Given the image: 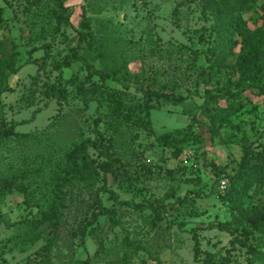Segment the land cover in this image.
Wrapping results in <instances>:
<instances>
[{"label": "rangeland", "instance_id": "rangeland-1", "mask_svg": "<svg viewBox=\"0 0 264 264\" xmlns=\"http://www.w3.org/2000/svg\"><path fill=\"white\" fill-rule=\"evenodd\" d=\"M63 6L71 25L56 30L57 0H0V58L5 49L16 69L0 89V264L86 258L89 264H200L193 261V229L202 260L264 264V228L249 229L247 238L208 228L230 223L240 232L264 214V172L240 195L232 184L243 149L264 148V0H66ZM220 13L247 23V43L239 29L216 36ZM69 45L98 71L115 74L106 84L123 94V114L114 113L96 77L86 84L92 101H80L76 85L85 69L60 68ZM148 91L184 100L153 97L159 108L146 116ZM233 103L240 110L221 115ZM97 117L99 150L117 161L107 187L142 208L100 194L110 217L98 218L82 238L97 211L102 174L95 166L104 159L89 149L92 163L79 176L71 157L94 139ZM11 125L13 134L4 136ZM56 205L54 228L45 217Z\"/></svg>", "mask_w": 264, "mask_h": 264}, {"label": "trees", "instance_id": "trees-1", "mask_svg": "<svg viewBox=\"0 0 264 264\" xmlns=\"http://www.w3.org/2000/svg\"><path fill=\"white\" fill-rule=\"evenodd\" d=\"M66 0H57V7H58V12L55 16V29L59 30L61 25H66L70 26V16L68 14V9L63 6L64 2ZM216 15H223V16H217L215 23H214V32L216 36H220L223 31H226L229 35L233 34L234 32L238 31L237 35L241 36L243 38V41L247 43V37L244 36L245 28L247 23L243 21L242 19L236 17L234 21L232 22L231 17L229 16L230 13H220ZM224 22V23H223ZM224 24V27L222 26ZM244 30V31H242ZM83 34L78 33L77 37L79 41L83 39ZM210 58H214V62H216V58L218 57V54L215 51V48H210L208 49ZM68 53L69 57L60 65V68H70L72 64L79 63L84 69H85V77L84 79L80 80L78 84L76 85V90L80 96V101L87 106L92 100L88 97V89L86 87V84H91L93 81V78H98L99 83H100V88L102 89L103 94L106 97V100L112 105L113 111L115 114L121 115L123 114V94L119 91L116 90H111L107 87V80H115L116 76L112 72H104V71H98L93 64H91L86 57L81 55L79 51L77 50V47H73L71 45L68 46ZM13 56H6L5 55V49L1 55L0 58V80L2 81V88L6 84V74L7 72L14 74L16 72V69L14 68V65L9 64L10 59H12ZM214 64V63H213ZM262 76H264V71ZM2 92V91H0ZM153 97L156 98L157 101L161 99H168V100H173L174 102H183V98L181 97H176V98H171L168 96H163L159 95L156 92H146L144 95V101H143V106H144V111L145 115H148V112L150 110H156L158 109V104H153L152 99ZM210 99L213 97L209 95ZM241 103L230 105L229 108L221 110L222 114L225 116H229L233 112H237L241 108ZM99 109H96V112H98ZM99 124H100V118H95L93 120V131L95 134V137L92 141L87 140L85 141L77 150L76 154H73L71 157V163L73 164L75 168V172L77 175L82 176L85 174L86 170L90 168V164L92 163V160L89 159L88 151L89 149H93L94 151H98V157H101L104 159L101 163L96 164V168L101 172L102 177H101V186L97 189L96 191V199H95V206H96V212H94L90 219L87 220L84 223V226L82 227V238L84 233L86 232L87 229L92 227L100 217H110V211L105 208L101 202V199L99 198L100 194H107L109 199L112 200L115 203H120L123 205H126L132 209H141L142 205H133L132 203L125 202V201H120L118 198V195L113 192L111 189L107 187V177L109 175H114L117 169V161L115 158H113L107 151H101L100 149V144L102 140V135L99 131ZM15 125H11L9 129H6L5 135L8 136L10 134H13ZM249 158L256 159L258 164L255 165L254 167H248V160ZM264 172V148L261 152L253 153L249 148H244L243 149V156L241 158V163H240V170L238 173L233 177L232 184L235 187L234 193L235 195H240V193L244 190V185L247 181H250L251 179L260 177L261 174ZM150 209L157 211L159 209L165 210L164 205H155V206H150ZM49 216H46L45 218L48 217L49 222L52 227L56 228L57 223L59 220V209L58 205L54 206V209L50 211ZM160 220V219H159ZM33 224V223H31ZM183 224L179 223L178 228H182ZM251 227V228H249ZM249 227H244L240 232L233 228L230 223H217L215 225H210L208 228L210 229H216L218 231H221L223 233H226L227 235L231 237H237L240 235H244L247 238L248 232L250 230H258L260 228H264V214L261 215L258 219L252 220L249 223ZM250 229V230H249ZM190 234L192 236L193 240V261L195 263H200V264H211L209 260H202L200 259V239L197 234V230L193 229L190 231ZM83 264H89L88 258H86L83 261Z\"/></svg>", "mask_w": 264, "mask_h": 264}, {"label": "built area", "instance_id": "built-area-1", "mask_svg": "<svg viewBox=\"0 0 264 264\" xmlns=\"http://www.w3.org/2000/svg\"><path fill=\"white\" fill-rule=\"evenodd\" d=\"M220 188L221 189H223V190H225L226 189V184H225V182H220Z\"/></svg>", "mask_w": 264, "mask_h": 264}]
</instances>
